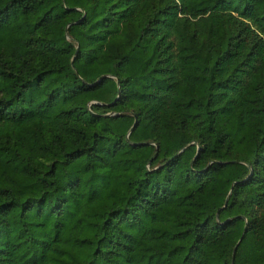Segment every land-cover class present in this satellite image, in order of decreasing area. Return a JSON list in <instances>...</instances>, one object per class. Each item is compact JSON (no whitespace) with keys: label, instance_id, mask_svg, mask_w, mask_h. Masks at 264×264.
I'll return each mask as SVG.
<instances>
[{"label":"trees","instance_id":"obj_1","mask_svg":"<svg viewBox=\"0 0 264 264\" xmlns=\"http://www.w3.org/2000/svg\"><path fill=\"white\" fill-rule=\"evenodd\" d=\"M0 264H264V0H0Z\"/></svg>","mask_w":264,"mask_h":264},{"label":"water","instance_id":"obj_2","mask_svg":"<svg viewBox=\"0 0 264 264\" xmlns=\"http://www.w3.org/2000/svg\"><path fill=\"white\" fill-rule=\"evenodd\" d=\"M241 238H242V237H241ZM241 238H240V240H241ZM240 240H239V242H240ZM239 242H238V243H239Z\"/></svg>","mask_w":264,"mask_h":264}]
</instances>
